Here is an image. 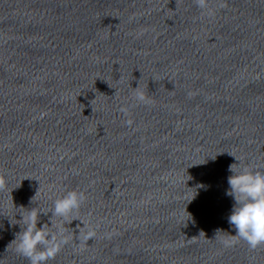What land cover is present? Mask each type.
Masks as SVG:
<instances>
[{"label": "water", "instance_id": "1", "mask_svg": "<svg viewBox=\"0 0 264 264\" xmlns=\"http://www.w3.org/2000/svg\"><path fill=\"white\" fill-rule=\"evenodd\" d=\"M209 6L0 0V264H29L21 215L51 227L70 190L87 200L47 264H264L227 194L230 165L264 170V0Z\"/></svg>", "mask_w": 264, "mask_h": 264}, {"label": "clouds", "instance_id": "2", "mask_svg": "<svg viewBox=\"0 0 264 264\" xmlns=\"http://www.w3.org/2000/svg\"><path fill=\"white\" fill-rule=\"evenodd\" d=\"M194 2L201 10L211 13L209 0H194ZM132 98L137 103L147 102L139 85L133 88ZM121 111L127 112V109L122 108ZM238 168L239 164L229 166V171L233 175L228 178L230 190L227 194L234 198L235 203L228 219L236 232L232 236L245 241L249 249L254 251L264 247V170L254 169L250 165L237 171ZM5 186V174L0 172V190H4ZM86 200V193L78 190L67 191L56 198L50 211L51 227L48 223H44L41 227L37 226L40 215L47 214L36 207L27 210L26 214L21 215L22 219L18 221L20 225H23L22 231L12 242L16 245L15 252L27 259L29 264H47L49 260L55 259L70 242L64 222H69L68 218L78 212ZM57 218L62 221L59 225L53 223ZM95 235V230L89 228L83 233L80 242L87 243Z\"/></svg>", "mask_w": 264, "mask_h": 264}]
</instances>
